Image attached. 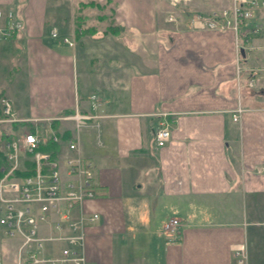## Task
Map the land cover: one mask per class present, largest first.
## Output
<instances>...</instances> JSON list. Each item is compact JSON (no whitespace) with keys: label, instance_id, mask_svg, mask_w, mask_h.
<instances>
[{"label":"crops","instance_id":"1","mask_svg":"<svg viewBox=\"0 0 264 264\" xmlns=\"http://www.w3.org/2000/svg\"><path fill=\"white\" fill-rule=\"evenodd\" d=\"M88 1L122 31L76 35L60 3L0 0V12L22 22L13 37L0 32V97L16 117L102 115L98 127L78 132L71 121H53L64 138L78 134L94 166L96 196L86 208L99 218L84 231V264H235L240 244L246 264H264V9L253 14L261 33L240 51L237 74L233 31L189 27L193 12L213 10L197 0L185 16L169 4L164 19L167 0L78 6ZM6 72L14 76L2 85ZM238 104L244 110L233 122ZM163 120L170 139L156 147ZM174 216L180 232L166 241L161 228ZM15 246L0 233L2 264H13Z\"/></svg>","mask_w":264,"mask_h":264},{"label":"built area","instance_id":"2","mask_svg":"<svg viewBox=\"0 0 264 264\" xmlns=\"http://www.w3.org/2000/svg\"><path fill=\"white\" fill-rule=\"evenodd\" d=\"M167 1L173 7L192 2ZM222 1L228 3L227 6L207 13H192L188 25L193 29L233 31L238 74L242 61L240 50L251 37L260 33V26L252 25L251 20L255 11L264 9V0ZM12 12H0V17L5 19L0 32L6 38L14 36L22 27V22ZM173 13L167 19L177 23ZM57 35V30L53 29L51 36ZM62 41L73 44L66 36ZM249 71L246 86L252 87L256 72ZM94 98L91 95V99ZM92 108H96L95 104ZM12 110L10 99L0 97V125L9 126L11 132L4 133L0 148L4 159L0 165V233L5 239L16 241L13 264H84V231L99 218L86 208V202L96 196L94 166L82 155L78 134L64 138L54 128L53 121H71L78 132L98 127L97 119L102 115L76 109L72 114L54 118L20 119ZM243 110L238 104L231 111L233 122L239 121ZM159 115L165 116V113ZM12 125H17L18 129L13 131ZM169 129V123L159 122L154 129L156 147L164 146L170 139ZM179 227L180 221L175 216L163 224L161 229L166 241L177 239ZM245 249L243 244L234 248L235 264H246ZM2 262L0 251V264Z\"/></svg>","mask_w":264,"mask_h":264},{"label":"rangeland","instance_id":"3","mask_svg":"<svg viewBox=\"0 0 264 264\" xmlns=\"http://www.w3.org/2000/svg\"><path fill=\"white\" fill-rule=\"evenodd\" d=\"M49 3H60V5L63 6V8L65 9V11H69V14L71 16H73L74 20H73V23H74V30L76 35H79L81 33L78 32L77 30V26H81V32L84 30L82 29H86L87 28H90V30L93 28H99V29H104L106 27V25L111 22V15L109 13L106 12L105 16H106V19L105 21L104 20H99V18L101 16H103V13L105 12V9L103 8H98V7H90L91 9H87L85 7H82V6H78V1L79 0H48ZM80 1H87V0H80ZM193 3V1L191 2ZM194 3H199L200 5H202L203 7H201V9H219V8H222V7H225L226 6V3L225 1H220V0H197L195 1ZM198 4V5H199ZM188 4H183V3H179L178 6H181V7H184L183 8V13L181 11H176L178 12L179 14H181L182 16H185L188 11H189V8L187 6ZM178 6H175V7H178ZM162 12L160 13L162 18L164 19V17L167 15L166 12L171 8L169 3H162ZM197 9V7H194V9ZM172 11V10H170ZM196 11V10H194ZM198 12V11H197ZM76 24V25H75ZM80 31V30H79ZM84 35H91L89 34L88 32H85ZM14 73H9L7 74L6 72V76H5V80L3 81L2 85H9V81H11V79H13V75ZM18 125H23L22 123H16ZM18 129V126L17 125H13L12 126V130H17ZM0 130L3 132V133H10V130H9V126H5V125H0ZM8 131V132H7ZM168 220V219H167ZM166 220V221H167ZM165 221V222H166ZM164 224V223H163Z\"/></svg>","mask_w":264,"mask_h":264},{"label":"trees","instance_id":"4","mask_svg":"<svg viewBox=\"0 0 264 264\" xmlns=\"http://www.w3.org/2000/svg\"><path fill=\"white\" fill-rule=\"evenodd\" d=\"M107 4V3H106ZM109 4V3H108ZM80 6H82V7H87V6H90V7H92V6H94V7H98V8H103V5H100V4H98V3H95L94 1H88V2H86V3H80L79 4V7ZM105 19H106V16H105V14H103V16H101L100 18H99V20H104L105 21ZM111 22H109L107 25H106V27L103 29V33L102 34H107V33H109V34H118L119 32H121L122 31V27L121 26H119V25H116L115 23H114V20H112V18H111V20H110ZM76 25V24H75ZM77 30H78V32L79 33H81V34H83V33H85V32H88L89 34H93L95 31H96V29L95 28H93V30L91 29L90 30V28H87L86 27V29H82V30H84V32L82 31L81 32V26H77ZM80 30V31H79ZM80 34V35H81ZM5 134L2 132V131H0V148H1V144H2V141L4 140V138H5ZM4 159H3V155H2V152H1V149H0V165H2V163L4 162L3 161Z\"/></svg>","mask_w":264,"mask_h":264}]
</instances>
